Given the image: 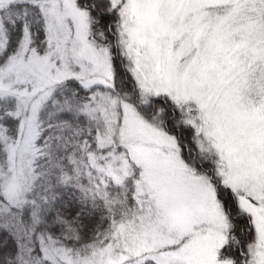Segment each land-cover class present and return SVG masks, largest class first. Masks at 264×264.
<instances>
[{
	"label": "snow or ice",
	"instance_id": "6c2138e0",
	"mask_svg": "<svg viewBox=\"0 0 264 264\" xmlns=\"http://www.w3.org/2000/svg\"><path fill=\"white\" fill-rule=\"evenodd\" d=\"M0 264H264V0H0Z\"/></svg>",
	"mask_w": 264,
	"mask_h": 264
}]
</instances>
